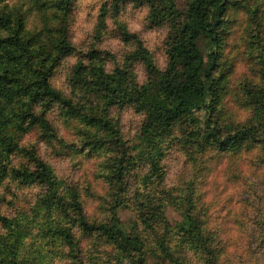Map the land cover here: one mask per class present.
Masks as SVG:
<instances>
[{
  "label": "trees",
  "instance_id": "1",
  "mask_svg": "<svg viewBox=\"0 0 264 264\" xmlns=\"http://www.w3.org/2000/svg\"><path fill=\"white\" fill-rule=\"evenodd\" d=\"M76 1L0 0V264H148L147 251L156 264H233L232 241L195 187L208 164L171 186L164 160L177 139L192 163L254 150L264 169V0H102L84 48L70 35ZM128 5L146 9V29H166L162 66L129 28ZM232 11L245 15L253 73L239 98L251 110L243 123L224 107ZM106 36L118 57L99 47ZM125 109L141 117L132 139L120 126ZM63 122L94 160L101 192L58 172ZM177 127L181 137H168ZM252 192L242 214L251 221L232 223L264 264V196ZM168 205L181 221L167 219ZM121 208L134 215L128 227Z\"/></svg>",
  "mask_w": 264,
  "mask_h": 264
},
{
  "label": "rangeland",
  "instance_id": "2",
  "mask_svg": "<svg viewBox=\"0 0 264 264\" xmlns=\"http://www.w3.org/2000/svg\"><path fill=\"white\" fill-rule=\"evenodd\" d=\"M101 1H76L70 35L78 48H84L90 42L92 29L96 22L97 10ZM177 2L180 7H183L184 0H177ZM145 14V8H133L131 5H128L124 13V19L129 28L132 31L138 32L142 37L156 63L162 66L165 59L164 43L166 29H146L143 23ZM230 16L234 20L231 23L230 34L223 50L222 62L227 83L226 103L224 107L228 120L235 123H243L250 118L251 110L239 98L243 95L245 83L251 81V78H253V73L251 71V61L247 58L246 42L244 40L245 15L239 11H232ZM30 22L31 20L29 19ZM99 47L116 53L117 57L121 53L119 51L120 45L118 44V40L110 36H106L99 44ZM59 79L55 82L57 85L61 84V80ZM140 119V115L132 109H125L120 112V126L126 138L132 139L134 137ZM61 125L65 129L61 126L60 142L58 141L54 144L55 150L60 154L59 157L52 159L56 163L58 172L77 182L89 181L93 184L95 192H101L102 183L100 180L93 178L95 172L94 160L80 153L81 147L78 137L69 127H66L68 124L63 122ZM187 127V124H183L180 128L187 129ZM180 128L177 127L168 137H181ZM173 143H169L171 149L168 150V154L164 160L167 171V183L171 186H180L184 180H191L194 169L196 170L200 165L206 167L205 164H208L209 171L201 173L197 177L195 185L196 190L202 192L201 199H199L200 204H206L205 207L210 214L209 219L211 223L216 227L219 226V231L232 241L229 251L232 253L233 264H261V262L256 261V254L251 255L246 249L244 250V247L240 246L239 237L242 234H239V231L236 230L232 223L234 218L244 219L246 222L251 221L248 217H243L242 214L246 212V208L248 209V205L244 202L251 203L257 201L256 195H254L255 197L252 195L253 189H256L259 193L262 190V195L264 196V169L254 164V157L257 151L241 150L237 156H230L232 154L227 153L225 156L222 155V157L216 159L204 160L202 164L200 162L192 163L191 160H187V154L186 152L183 153L177 139L173 140ZM261 203L264 202L262 201ZM88 205L89 211L94 210V203L89 202ZM165 213L167 219L172 224L182 220L172 206H166ZM249 213L250 207L248 209ZM118 216L127 227L134 218L129 208L119 209ZM146 256L148 264L160 262L152 252L147 251ZM123 264L129 263L125 260Z\"/></svg>",
  "mask_w": 264,
  "mask_h": 264
}]
</instances>
